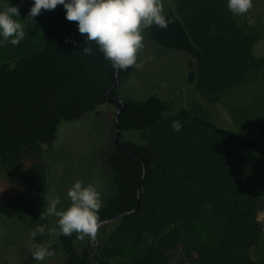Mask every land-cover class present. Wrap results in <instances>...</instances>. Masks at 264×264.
<instances>
[{
	"label": "trees",
	"instance_id": "trees-1",
	"mask_svg": "<svg viewBox=\"0 0 264 264\" xmlns=\"http://www.w3.org/2000/svg\"><path fill=\"white\" fill-rule=\"evenodd\" d=\"M213 1L185 16L170 10L167 28L149 29L160 47L189 55L188 81L210 100L264 66L252 52L254 33L227 0ZM87 43L58 5L36 47L0 59L2 163L18 161L27 148L51 146L61 122L82 119L119 97L134 66L114 71L94 43L91 55L82 52ZM112 103L121 109L114 117L121 144L114 140L109 156L116 191L99 211L102 238L80 246L76 233L60 235L61 264H264L253 255L263 235L264 134L195 108H174V99L155 93ZM173 120L182 124L178 132ZM44 183L37 178L36 191H45ZM120 223L135 224V250L113 259L102 246ZM45 235L46 227L37 242Z\"/></svg>",
	"mask_w": 264,
	"mask_h": 264
},
{
	"label": "rangeland",
	"instance_id": "rangeland-1",
	"mask_svg": "<svg viewBox=\"0 0 264 264\" xmlns=\"http://www.w3.org/2000/svg\"><path fill=\"white\" fill-rule=\"evenodd\" d=\"M9 2L18 6L20 16L16 19L24 25L26 36L17 45L7 42L0 44V59L14 58L36 47L57 8L42 9L34 18H28L32 0H0V7L9 5ZM162 2L166 12L177 10L185 16L198 7L214 5L215 1ZM238 18L256 37L252 52L264 58V0H252L251 9L242 16L238 15ZM189 60L185 52L160 47L152 39L149 29H146L144 47L138 53L141 66L134 67L128 81L119 87V98L142 99L155 93L174 99V108H195L220 123L245 132L264 134V66L220 92L215 100H210L203 96L196 84L191 85L188 81ZM117 109L116 104L105 102L82 119L61 122L57 138L51 146L27 148L18 161L10 164L2 163L0 158V264H28L29 261L30 264H61L65 252L60 235L49 234L48 231L57 227V217L46 214L49 201L59 197L58 207H67L70 203L67 191L76 180L96 183L101 191L103 205L115 193L109 156L114 147V117ZM37 150L43 153L44 158L41 160L37 157ZM42 176L45 191H36L34 181ZM40 191L43 196L38 195ZM259 218L263 235L253 249V255L264 258V210L260 211ZM44 223L46 238L42 243L50 242L57 245L58 249L55 255L46 257L44 261H36L29 249L37 239L36 236L31 237L29 232L37 224ZM134 227V223L113 225L102 246V253L113 259L118 258V255L128 256L135 250L130 235ZM7 233L12 235L6 236ZM99 236L98 232L94 239L85 236L80 240V246L91 241L98 244L102 238Z\"/></svg>",
	"mask_w": 264,
	"mask_h": 264
},
{
	"label": "clouds",
	"instance_id": "clouds-1",
	"mask_svg": "<svg viewBox=\"0 0 264 264\" xmlns=\"http://www.w3.org/2000/svg\"><path fill=\"white\" fill-rule=\"evenodd\" d=\"M10 5V6H9ZM0 7V44L17 45L26 36L24 25L16 19L20 16L16 5ZM58 5L65 9V18L77 22V30L83 36L82 52L91 55L93 43L110 62L114 71L129 67L139 68L138 53L144 47L145 30L153 25L167 28L172 18L167 14L162 0H32L28 18H34L42 9L52 10ZM230 12L243 15L252 7V0H227ZM65 42H70L65 37ZM75 43L74 41H71ZM171 127L179 131L182 124L173 120ZM70 201L67 207H58L59 197L49 201L46 214L57 217V227L48 229L49 234L72 236L83 240L94 239L100 227L99 211L103 206L101 191L96 183L76 180L67 191ZM45 225L37 224L29 235H43ZM33 259L44 261L55 255L51 243L35 242L29 249Z\"/></svg>",
	"mask_w": 264,
	"mask_h": 264
},
{
	"label": "water",
	"instance_id": "water-1",
	"mask_svg": "<svg viewBox=\"0 0 264 264\" xmlns=\"http://www.w3.org/2000/svg\"><path fill=\"white\" fill-rule=\"evenodd\" d=\"M109 101L110 102H115V103H117V104H119V105H121V104H123V102H124V100L123 99H121V98H119V97H115V98H112V97H109ZM120 108H118V110H117V112H116V115H115V117H116V119H118V114H119V112H120ZM115 140H116V142L120 145L121 144V142H120V140H121V131H120V127L117 125V131H116V137H115ZM113 219H108L107 221H112Z\"/></svg>",
	"mask_w": 264,
	"mask_h": 264
},
{
	"label": "flooded vegetation",
	"instance_id": "flooded-vegetation-1",
	"mask_svg": "<svg viewBox=\"0 0 264 264\" xmlns=\"http://www.w3.org/2000/svg\"><path fill=\"white\" fill-rule=\"evenodd\" d=\"M110 102V101H109ZM119 108V107H118ZM118 110V109H117ZM116 115V114H115ZM117 128V127H116ZM117 131V130H116ZM115 142H116V140H115ZM117 143V142H116ZM118 144V143H117ZM119 145V144H118Z\"/></svg>",
	"mask_w": 264,
	"mask_h": 264
}]
</instances>
